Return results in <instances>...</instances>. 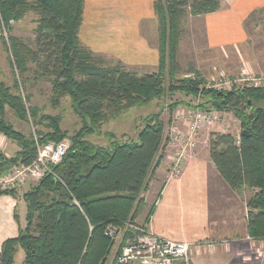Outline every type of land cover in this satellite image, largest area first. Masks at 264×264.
<instances>
[{
    "label": "trees",
    "instance_id": "obj_1",
    "mask_svg": "<svg viewBox=\"0 0 264 264\" xmlns=\"http://www.w3.org/2000/svg\"><path fill=\"white\" fill-rule=\"evenodd\" d=\"M154 7L160 63L156 71L139 75L120 62L109 65L81 45L84 0H0V28L4 32L29 13L38 17L34 48L17 37L2 36L11 68L23 75L28 63L43 58L41 66L53 77L52 103L57 105L69 97L83 123V128L70 137L71 146L63 161L52 166L53 174L30 185L24 193L26 226L20 227L17 238L4 243L0 264H14L19 248L24 252L23 264H106L113 244L108 228L121 229L135 221L143 206L141 200L137 207L136 200L163 160L167 139L161 112L143 118L134 141L122 142L108 134L109 145L100 146L87 138L110 116L117 118L177 92L193 97L202 93L208 100L195 106L178 101L167 106L172 112L181 106L213 108L231 111L239 120V137L210 134V159L232 190L246 186L256 190L247 204L248 236L264 240V108L258 106L264 103V88L208 91L200 90L202 81L176 77L179 21L184 10L213 13L220 8L219 0H155ZM190 71L198 77L194 67ZM7 107L21 121L28 120V111L33 119L37 116L34 109H27L21 95L0 81V136L19 146L14 156L0 153V173L30 165L37 156V143H59L68 135L61 129L59 118L45 116L42 119L49 121L51 131L26 137L7 121ZM16 190H0V196L16 197Z\"/></svg>",
    "mask_w": 264,
    "mask_h": 264
},
{
    "label": "rangeland",
    "instance_id": "obj_2",
    "mask_svg": "<svg viewBox=\"0 0 264 264\" xmlns=\"http://www.w3.org/2000/svg\"><path fill=\"white\" fill-rule=\"evenodd\" d=\"M188 1L191 3L194 0ZM184 12L185 14L179 21V45L176 56L179 64L176 77L179 80L184 78L196 79L202 81L200 90L215 91L214 82H220L221 78L225 81L239 82L244 72L254 74L256 77L264 76V10H257L247 20V41L238 48L239 50L225 48L218 51L212 50L207 45L202 22L203 14H198L189 8L184 10ZM37 19V15L29 13L23 20L13 23L12 29L8 33L0 28V81L11 88L14 94L21 95L27 109H34L37 113L36 119H33L30 111H28V120L21 121L7 107L5 117L16 131L26 137L35 135L37 132L47 133L51 131L48 125L49 121L43 120V117L59 118L61 129L68 134L64 140H68L71 146L70 137L83 128V123L81 117L75 113L70 98L64 97L59 104L54 105L51 99L53 77L41 66L43 58H40L37 63H28L27 71L22 75L18 70L11 68L8 52L2 41V36L5 38L14 36L23 40L30 48H34V29L37 25ZM153 40L159 45L158 30ZM193 67L199 74L198 77L190 73ZM239 85L236 90L243 91L251 88L244 85V83ZM207 100L208 98L204 97L202 93L198 94L197 97L186 95L182 92L163 96L148 105L130 109L117 118L110 116L109 120L102 125V128L94 135L88 136L87 139L91 143L100 146L109 145L110 137L108 134L114 135L117 140L122 142L134 141L143 127V118L156 112H161V121L164 123L163 133L167 137L174 114L178 111V109L174 112L170 111L167 108L168 105L183 101L195 106L198 103H205ZM258 106L264 108V103H260ZM182 108L184 107L181 106L179 110ZM208 108H211V106L208 105ZM216 112L220 115L218 124L210 130L202 131L200 138L207 139L211 133L232 134L235 137H239L241 126L234 113L218 110ZM0 137V153L8 154L9 157L14 156L19 151V146L3 136ZM164 183L163 179L158 180L154 177L147 182L143 192L136 200L137 207H139V202L143 201V206L138 209L135 221H133L137 225L146 227L147 219L150 218ZM30 189V185L26 184L17 188L16 193L23 199V193ZM255 192V189L248 186L235 191L222 183L218 192L219 198L216 196L212 199L211 206V237L218 241L221 240L217 244L214 243L215 245L226 244L229 246L230 251L238 246L242 247L245 245L249 223L247 204ZM22 202L19 208L21 217L27 211L25 201L23 200ZM25 226L26 219L23 227H21L24 228ZM114 229L119 234L113 239L106 264H117V260L129 237V234L124 232V228ZM207 250L208 252L205 250L202 255L205 256L204 258L209 259L211 258V249L208 248ZM20 252V255L16 257V264H19L23 259V251L21 250Z\"/></svg>",
    "mask_w": 264,
    "mask_h": 264
},
{
    "label": "crops",
    "instance_id": "obj_3",
    "mask_svg": "<svg viewBox=\"0 0 264 264\" xmlns=\"http://www.w3.org/2000/svg\"><path fill=\"white\" fill-rule=\"evenodd\" d=\"M219 1L217 11L202 16L207 45L215 51L236 50L247 41V20L257 10H264V0ZM154 3L155 0H84L81 45L109 65L120 62L140 75L156 71L160 52L153 40L158 30ZM200 134L184 172L177 178L169 177L170 149L164 148L163 160L153 177L165 183L146 227L162 238L191 244L192 264H264V240L247 236L244 248L238 246L232 251L226 244H214L221 240L211 237L212 199L219 198L222 183L227 184L211 162L209 138L201 139ZM22 201L18 195L0 196V252L4 243L17 238L23 227L27 211L21 217ZM208 248L211 258L206 259L202 253ZM21 250H17L14 264ZM23 262L24 255L19 264Z\"/></svg>",
    "mask_w": 264,
    "mask_h": 264
},
{
    "label": "built area",
    "instance_id": "obj_4",
    "mask_svg": "<svg viewBox=\"0 0 264 264\" xmlns=\"http://www.w3.org/2000/svg\"><path fill=\"white\" fill-rule=\"evenodd\" d=\"M241 83L251 88H264V76L256 77L244 72L239 82L221 78L220 82H214L213 87L217 91L231 92L239 88ZM219 119V113L213 109L182 108L175 112L165 144V147L170 149V178L182 175L190 154L196 148L198 135L214 128ZM69 148L70 143L66 139L59 143H37V156L30 165H18L0 173V190L39 183L46 176L53 174L52 166L63 161ZM6 156L9 157L8 154ZM124 229L129 237L117 264H192L191 244L162 238L151 233L147 227L131 221L125 224ZM108 233L113 239L119 234L112 227L108 228Z\"/></svg>",
    "mask_w": 264,
    "mask_h": 264
},
{
    "label": "water",
    "instance_id": "obj_5",
    "mask_svg": "<svg viewBox=\"0 0 264 264\" xmlns=\"http://www.w3.org/2000/svg\"><path fill=\"white\" fill-rule=\"evenodd\" d=\"M215 104H216V103H215ZM244 134H245V135H247V133H246V132H245Z\"/></svg>",
    "mask_w": 264,
    "mask_h": 264
}]
</instances>
